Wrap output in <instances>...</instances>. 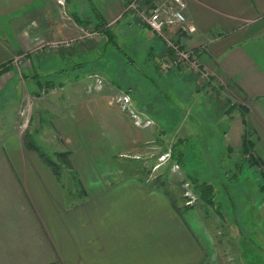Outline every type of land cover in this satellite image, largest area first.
<instances>
[{
  "label": "crops",
  "instance_id": "1",
  "mask_svg": "<svg viewBox=\"0 0 264 264\" xmlns=\"http://www.w3.org/2000/svg\"><path fill=\"white\" fill-rule=\"evenodd\" d=\"M128 1L0 0V91L8 87L5 92L12 95V104L30 97L38 110L43 109L40 116L34 112L32 128L24 132L15 127L20 110L19 115L0 113V264L213 262L174 199L159 187L147 186L132 170L123 173L110 167L119 157L133 160L146 153L152 129L162 134L163 123L135 125L130 115L108 102L121 87L102 72L97 71L106 79L102 88L90 92L87 77L62 73L66 57L96 53L104 39H121L126 45L133 33L143 40L138 52L141 66L149 70L152 63L154 70L167 60L163 41L146 26L144 32L122 31L121 24L135 27L136 18L125 11ZM184 2L185 19L195 30L178 34L173 26L164 34L194 50L206 78L175 66L160 72L166 94L176 102L173 106L155 107L134 91L132 83L122 90L144 118L178 119L175 134L183 129L188 134L192 122L182 119H193L195 113L227 120L219 131L226 150L238 152L240 160L244 143L256 162L253 168H262L264 0ZM84 27L92 28L93 36L76 39L77 29ZM68 38L73 39L68 46L50 45L45 53L38 49L41 40L56 44ZM40 54H46L44 67L39 65ZM128 62L137 68L132 58ZM38 70L44 72L43 80L36 76ZM44 86L43 106L38 98ZM22 133L36 142H51L48 156L67 152L68 165L61 167L58 178L25 147ZM254 178L259 185L260 177ZM72 181L77 184L73 190ZM255 191L264 196L258 187Z\"/></svg>",
  "mask_w": 264,
  "mask_h": 264
},
{
  "label": "rangeland",
  "instance_id": "2",
  "mask_svg": "<svg viewBox=\"0 0 264 264\" xmlns=\"http://www.w3.org/2000/svg\"><path fill=\"white\" fill-rule=\"evenodd\" d=\"M62 1L57 0V3H62ZM132 24L135 26L134 28H127L121 24L122 31H145V25L140 19H134ZM77 31L79 36L76 39L91 38L81 36L84 31L94 32L92 28L88 27H84L82 30L78 28ZM156 37L160 39L159 36ZM72 41L73 39L68 38L55 44V42L46 43L41 40L38 49L45 53L50 45L68 46ZM140 41L143 42L142 38H138L137 33L132 34V38L126 45L122 44L121 39L116 41L104 39L96 53L87 51L83 55L66 57L63 63L65 69L62 73L65 77L78 76L83 79L87 77L92 82L86 85L87 92L102 88L106 79L99 72L109 79H114L121 88L116 96L109 98L108 102L111 104V101H115L116 97L122 98L126 95L128 101L121 102L122 99H120L116 104L117 107L121 103L124 104L126 113L129 115V112H132L135 116L134 119H138L143 128L151 126L152 122L163 123L161 128L164 132H160L162 134L157 133L156 129H152L154 134L150 135L152 141L146 144L148 145L146 153H141L133 160L126 156V158L114 159V162L110 161L111 169H123V173L124 170H132L146 179L147 186L159 187L158 189L174 199L187 224L198 235L203 249L212 256V264H264V196L261 197L255 193V189L259 188V185L254 180L255 176L259 177L260 167L254 169L242 164L238 152L226 150L224 137L219 134V131L225 128L227 120H219L214 117L210 119L203 115L199 117L200 113H195L193 119H182L186 123L192 122L191 129H188V134L185 135L184 129L178 134L174 133L178 119L157 120L153 118L150 120L137 113L130 96L122 90L125 83H132L134 91L137 90L138 94L153 101L152 105L155 107L176 104L175 101L173 102V96L166 94L167 90L160 76V72L169 69L161 68L164 61L160 62L154 70H150L152 63L151 66L149 65V70L140 65L138 60ZM45 55L38 56L41 67L47 64ZM128 57L132 58L137 68L128 62ZM76 62H78L77 65H75ZM43 73L38 70L36 76L43 80ZM6 90L8 87L0 91V113L11 115L10 112H17L18 114V110H20L21 115L18 114L20 120L15 119L17 121L15 127L23 132L32 128L35 121L33 119L34 112L38 111L40 116L43 109L39 108L38 110L37 104L30 97H28V102L20 103L22 105L12 104V95L10 92H5ZM41 91L38 99L44 106L45 86ZM229 101L232 102L233 99ZM119 109L121 108L119 107ZM0 122H2L1 119ZM209 130L212 132L209 133ZM32 141L39 145L44 153L51 155L50 151L53 147L50 145L51 142ZM173 144H176L175 149L181 152L180 162L170 161L169 151ZM54 153L50 157L58 162V157L56 158ZM97 167L102 169L100 164H97ZM187 172L193 174L197 182H205L212 186L210 202L207 203L194 191L193 183L188 179L191 174ZM76 185V182L72 181L71 190L76 188ZM189 206L191 210L186 211V207L189 208ZM225 221L229 225L225 224ZM204 224L208 225L206 231L200 230L201 228L206 229Z\"/></svg>",
  "mask_w": 264,
  "mask_h": 264
},
{
  "label": "built area",
  "instance_id": "3",
  "mask_svg": "<svg viewBox=\"0 0 264 264\" xmlns=\"http://www.w3.org/2000/svg\"><path fill=\"white\" fill-rule=\"evenodd\" d=\"M185 8L184 0H129L125 10L130 12L136 19H140L142 23L156 36L163 41L168 52L167 60L161 64V68L168 69L171 66L181 67L186 70L197 72L201 78H206V72L200 67L194 50L184 47L178 39H170L164 34L165 29L175 26L178 34L191 33L195 30L193 24L186 21L183 10ZM94 32L84 31L81 36L91 37ZM127 102L128 97H116L112 103L117 104L118 101ZM121 110L127 112L124 104L119 106ZM129 115L133 118V122L137 126H141L138 119L132 112Z\"/></svg>",
  "mask_w": 264,
  "mask_h": 264
},
{
  "label": "trees",
  "instance_id": "4",
  "mask_svg": "<svg viewBox=\"0 0 264 264\" xmlns=\"http://www.w3.org/2000/svg\"><path fill=\"white\" fill-rule=\"evenodd\" d=\"M23 143L27 149L34 151L37 154L41 162L51 170L52 174L56 178L59 177L61 167L68 165L66 151L55 152L54 156L56 158L58 157V162H55L52 157L48 156L39 149V147L31 140L27 133L23 134ZM175 145L176 144H173L169 151L170 161L180 162L181 152L175 149ZM241 160L244 161L249 167H253V165L256 163L252 156V151H250L248 147L244 145V143L241 151ZM258 174L261 179L259 190L264 195V167L260 168ZM188 179L191 183H193L194 191L198 194V196L204 199L207 203L210 202V193L213 191L212 186L205 182H197L196 178L193 176H188Z\"/></svg>",
  "mask_w": 264,
  "mask_h": 264
}]
</instances>
